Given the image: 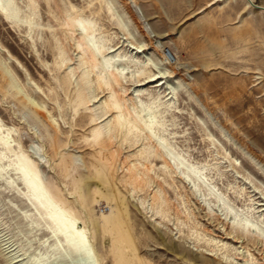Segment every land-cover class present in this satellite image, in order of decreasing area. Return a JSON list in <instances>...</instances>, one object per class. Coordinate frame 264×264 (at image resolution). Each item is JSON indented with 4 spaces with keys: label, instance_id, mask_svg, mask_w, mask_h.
Instances as JSON below:
<instances>
[{
    "label": "rangeland",
    "instance_id": "obj_1",
    "mask_svg": "<svg viewBox=\"0 0 264 264\" xmlns=\"http://www.w3.org/2000/svg\"><path fill=\"white\" fill-rule=\"evenodd\" d=\"M0 133V264H264V0H0Z\"/></svg>",
    "mask_w": 264,
    "mask_h": 264
},
{
    "label": "bare ground",
    "instance_id": "obj_2",
    "mask_svg": "<svg viewBox=\"0 0 264 264\" xmlns=\"http://www.w3.org/2000/svg\"><path fill=\"white\" fill-rule=\"evenodd\" d=\"M248 2L251 4V3H253V0H248ZM69 22H70V24L72 26H74L78 31L81 32L83 42L86 41V40L87 41H93L94 40V36H92V34L90 32V29H91L90 27L92 26V23H93L91 20L84 19V18H70ZM146 35L148 36V43H147L148 46L153 47L156 51H160V52H162L164 54V51H166V50L164 49V51H163V47L162 46H158V45L154 44V42L152 40V37L147 32H146ZM140 47H142V46H140ZM91 48H92V46H91ZM103 48H104V46H103ZM102 49L100 47H98V46H97L96 50L92 49L93 57L95 59L94 61H96V64H95L96 67L100 63L99 60H98V56H97L98 54H97V52L98 53H101L102 52ZM144 50H145V48L143 49V51ZM140 51H141V49L138 50V52H140ZM115 61H116L115 60V56L114 57H111V58H105V66L108 67L107 69L110 72L109 74H111L116 79V81H119L118 77L125 73V70H126L127 67H115V68H113L114 66H112V65H114ZM97 74H98V78H102V75H101L100 72L97 73ZM144 74H146V70L145 69L144 70L142 69V70L139 71L138 77L141 78ZM106 76H107V73H106ZM103 82H105V84L100 83V86L101 87L103 85H109L110 84V82H108L106 80H104ZM110 85H109L110 87H112L113 89H115V87L113 86L112 83ZM106 105L109 108V110L111 111L112 118H113L112 123L114 124V126H120L121 127V126L126 125V128H128V129H131V127H135V129L136 128L137 129H140L141 127H144L146 129V131L148 130L150 132H151V130L154 127V121H149V122H148V120L146 121V119H144L142 117V115H140V113L135 114L136 120L133 122L129 116L128 117L126 116V114L124 112L125 108L122 106V103L120 102L119 99H115L114 101L113 100H108V101H106ZM153 119H154V117L152 118V120ZM114 126H112V127H114ZM115 128H117V127H115ZM4 137L5 136L0 133V140H3ZM18 160L20 161V163L22 165L26 166L25 158L24 157H21V156L18 155ZM24 166H22V167H24ZM105 166H110V165H105L104 164V166H103L104 169H105ZM183 177L185 179L187 176H184L183 175ZM34 183H36V185H37V181H34ZM47 200H48V205L50 206V208L56 214V218L55 219L59 220L60 218H62V224L60 225V227L62 229V233L64 235L70 236L69 239L71 241L72 246L75 247V248L79 247L80 249L84 250L85 253H86V255L88 257H90V258H92L93 256H95L94 255V249L91 248L89 246L90 244H87L86 241H85V235H84L83 231L80 230V229H78L75 226V223L73 222L74 218H73V220L71 219V215H73V214H71L70 211L64 210L59 204H57V202L53 201L54 199H52L51 196L48 197ZM115 218H116V216H115V213L113 211L111 213H109V214H105L104 217H103L105 228L109 232L110 231L111 232L121 231V228L117 224V222L115 221ZM236 220H238L237 221L238 224H240L241 227H243L244 229H247V230L256 229L257 230V225L255 224V222H252L249 218H246V217L242 218V217H240L237 214ZM223 226L225 227V229L223 230L222 234L223 235H226V236L231 235L232 233L229 231L228 227H226V223ZM263 234H264V231H263ZM228 238H234L238 242V239L240 237L234 235L233 237L230 236ZM260 239H262V241H264L263 240L264 239L263 237L262 238L260 237ZM245 248H246V246H245ZM259 250L262 252V256L264 258V248H262V249L259 248ZM249 251H251V250L248 249V252ZM250 255L252 256V260H253V263L252 264H258L256 261H254V258H256V257H254V254L253 253H250Z\"/></svg>",
    "mask_w": 264,
    "mask_h": 264
},
{
    "label": "water",
    "instance_id": "obj_3",
    "mask_svg": "<svg viewBox=\"0 0 264 264\" xmlns=\"http://www.w3.org/2000/svg\"><path fill=\"white\" fill-rule=\"evenodd\" d=\"M169 52V51H168ZM169 55H171V53L169 52Z\"/></svg>",
    "mask_w": 264,
    "mask_h": 264
}]
</instances>
